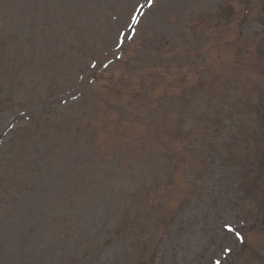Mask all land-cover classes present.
I'll use <instances>...</instances> for the list:
<instances>
[{"label": "rangeland", "instance_id": "1", "mask_svg": "<svg viewBox=\"0 0 264 264\" xmlns=\"http://www.w3.org/2000/svg\"><path fill=\"white\" fill-rule=\"evenodd\" d=\"M236 24L263 33L264 0H0V264H264V61ZM143 82L164 112L129 104Z\"/></svg>", "mask_w": 264, "mask_h": 264}, {"label": "trees", "instance_id": "2", "mask_svg": "<svg viewBox=\"0 0 264 264\" xmlns=\"http://www.w3.org/2000/svg\"><path fill=\"white\" fill-rule=\"evenodd\" d=\"M248 8L249 6L246 7L247 10ZM240 33L241 31L239 30V26L237 25L238 37L234 46L238 44V48L241 49V52L240 55L235 56L236 57L235 59L238 60L240 56H242L244 59L241 60L240 63H250L251 62L250 58H257L259 61H264V54H263L264 52L263 53L259 52L260 47L264 46V32L263 33L261 32L253 37H250V35L241 36L239 35ZM249 43H251V45ZM254 44H258L257 45L258 47L255 48ZM143 85L145 86V90L149 93V97L140 98L139 94H137L138 97L134 95H129V104L132 105L135 101H138V103L140 104V108L143 109L144 112L151 114V116L157 113V111L158 113L164 112L167 109L166 104L168 103L169 98H167L166 95L161 96L159 99L155 98L154 97L156 90L155 85L153 83H146V82H143ZM120 91L122 90L115 89L113 90L112 94ZM113 97L120 98L121 96L120 97L113 96ZM145 106H148V109H145ZM150 121L157 127L158 124L157 119L150 118ZM160 121L161 120L159 119L158 127H160Z\"/></svg>", "mask_w": 264, "mask_h": 264}, {"label": "snow or ice", "instance_id": "3", "mask_svg": "<svg viewBox=\"0 0 264 264\" xmlns=\"http://www.w3.org/2000/svg\"><path fill=\"white\" fill-rule=\"evenodd\" d=\"M147 3H148V6L150 7L151 4L153 3V0H147ZM143 7H144V5H140V9H142ZM140 9H136V12L139 13L140 12ZM130 19H131L132 24H138L139 23L138 15H132L130 17ZM122 43H123V40L121 38V35H118L117 36V40H116V46L119 48L122 45ZM109 63H111V61H109ZM101 64H102V66L104 68H107L108 67V64H104L103 61H101ZM96 67H97V65H96L95 62L91 64V68L94 69ZM225 227L227 228V230L229 232H235L236 231L234 228H232V226L230 224H226ZM236 235L239 236V233L236 232ZM216 264H220V261H216Z\"/></svg>", "mask_w": 264, "mask_h": 264}]
</instances>
